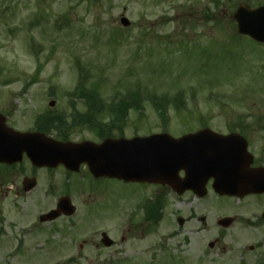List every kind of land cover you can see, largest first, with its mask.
<instances>
[{"label": "rangeland", "instance_id": "rangeland-1", "mask_svg": "<svg viewBox=\"0 0 264 264\" xmlns=\"http://www.w3.org/2000/svg\"><path fill=\"white\" fill-rule=\"evenodd\" d=\"M214 2L0 0V112L18 131L31 129L34 116L44 110L69 116L68 94L78 86L80 77H86L87 88L100 93L104 108L115 96L140 93L143 107L127 113L120 125L125 138L160 132L179 137L198 130L202 123L224 132L232 119L264 114V108L257 107L264 101V44L236 36L231 12L224 14L220 8L212 12ZM121 17L128 20V27L121 26ZM37 67L40 72L35 75ZM152 97L168 98L164 120L155 114ZM50 101L55 102L53 108L48 106ZM75 107L84 113L81 102ZM106 119V111L99 112L93 130ZM68 134L73 142L95 141L86 128H73ZM83 184L76 189L73 186L68 195L79 207L75 217L81 218L84 205L113 202L117 196L123 208L119 214L122 232L133 212L130 201L136 198L138 185L104 181L103 191L93 192ZM166 200L161 230L147 240L150 245L160 240L167 254L135 264H192L193 238L184 245L179 238L170 240L179 232L178 220L188 215L181 202L190 198L169 195ZM205 201L198 206L199 215L209 207ZM229 204L226 197L210 202L219 217L232 214ZM206 216L214 217V213ZM14 246L8 239L0 241V264H20L16 257L2 252ZM29 248L41 249L34 244ZM89 258L96 264L112 256L95 258L90 254ZM36 261L32 264H41L42 257Z\"/></svg>", "mask_w": 264, "mask_h": 264}, {"label": "flooded vegetation", "instance_id": "flooded-vegetation-1", "mask_svg": "<svg viewBox=\"0 0 264 264\" xmlns=\"http://www.w3.org/2000/svg\"><path fill=\"white\" fill-rule=\"evenodd\" d=\"M213 1L214 6L217 0ZM220 1L224 14L236 12L241 5L264 4V1L257 0ZM78 102L83 104L85 112L75 113L70 127L61 131L67 138L73 128H86L93 135L97 132L91 126L102 109V105L98 104L100 97L87 100L82 95ZM257 107L264 108V101ZM86 111L92 113L86 114ZM96 128L101 131L97 124ZM61 133L55 131L52 138L66 141ZM233 133L238 134L246 144L248 170L262 174L264 114L243 115L228 121L224 134ZM99 134L103 135V131ZM80 175L85 178V186L89 190L103 191L99 184L101 180L94 179L85 167L73 173L62 164L36 166L26 155L18 163H0V241L8 239L15 243L14 248L3 249L2 252L16 257L20 264L36 263L39 257H42L41 264H93L95 261L89 258L90 254L95 258L106 254L112 256L111 260H98L96 264H135L150 256L167 254L168 249L160 240L150 245L147 239L161 230L166 199L171 195L178 199L184 196L191 199L181 202L187 207L188 215L185 220H178L179 232L170 240L179 238L184 245L190 236L193 238L196 248L190 260L192 264H264V192L229 198L231 204L228 209L232 214L219 217L216 207L210 202H216V198L221 197L211 190V181L206 185L207 195L204 197L211 200L206 202L209 207L202 215L198 214V206L204 198L200 199L192 192L179 196L167 187L137 184V196L130 201L133 212L123 223L122 232L119 214L123 208L116 201L117 196L113 202L84 205L79 219L65 213H58L56 218L50 219L57 211L59 199L68 196L72 190L73 177ZM147 188L150 190L145 194L144 189ZM73 204L77 214L79 207ZM212 212L214 217L206 216ZM225 218L227 222L223 224L221 221ZM104 236L109 239L105 240ZM33 244L41 247L40 252L29 248ZM28 256L31 258L27 259Z\"/></svg>", "mask_w": 264, "mask_h": 264}, {"label": "water", "instance_id": "water-1", "mask_svg": "<svg viewBox=\"0 0 264 264\" xmlns=\"http://www.w3.org/2000/svg\"><path fill=\"white\" fill-rule=\"evenodd\" d=\"M234 17L238 33L264 43V6L254 10L241 7ZM121 24L129 25L125 18ZM42 138L39 134L16 133L0 117V161L13 163L20 159L22 152L28 153L33 163L54 161L30 154ZM64 148L71 155L67 160L71 170L86 163L96 177L167 185L177 193L198 189L200 196L205 195L209 178L215 179L213 188L220 195L242 196L260 187L254 180L256 175L246 169L245 145L234 135L219 136L207 129L179 139L159 134L130 140L108 139L100 145L69 144ZM181 170L185 172L183 179L178 177ZM65 201L69 204L68 199ZM58 207L66 206L59 204Z\"/></svg>", "mask_w": 264, "mask_h": 264}, {"label": "trees", "instance_id": "trees-1", "mask_svg": "<svg viewBox=\"0 0 264 264\" xmlns=\"http://www.w3.org/2000/svg\"><path fill=\"white\" fill-rule=\"evenodd\" d=\"M128 97H131V95H125V96L121 97V99L119 101V105L117 104V106H115L114 108L111 109V113L113 115H117L121 124L124 121L123 115L129 109V107H132L133 109L136 110L137 108H139L141 106L140 100H138V94L137 93H135L134 96H132V98L135 99L134 101H132V98L130 100ZM163 100L166 101V98H164ZM153 107L157 113V116L160 119L164 120L166 118V113H167V107H166V105H164V102H154ZM176 111L179 112L178 110H176Z\"/></svg>", "mask_w": 264, "mask_h": 264}]
</instances>
